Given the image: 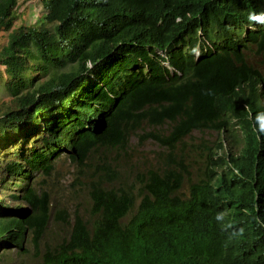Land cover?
<instances>
[{
    "label": "trees",
    "instance_id": "trees-1",
    "mask_svg": "<svg viewBox=\"0 0 264 264\" xmlns=\"http://www.w3.org/2000/svg\"><path fill=\"white\" fill-rule=\"evenodd\" d=\"M20 2L0 0V189L19 185L30 211L2 195L0 257L33 235L34 264H264V24L249 20L264 0H40L18 25ZM209 130L218 142L186 149ZM147 138L162 149L142 152ZM190 154L208 170L190 171ZM63 155L87 206L54 207L35 186ZM52 220L64 239L46 243Z\"/></svg>",
    "mask_w": 264,
    "mask_h": 264
},
{
    "label": "rangeland",
    "instance_id": "rangeland-1",
    "mask_svg": "<svg viewBox=\"0 0 264 264\" xmlns=\"http://www.w3.org/2000/svg\"><path fill=\"white\" fill-rule=\"evenodd\" d=\"M21 7H20V13L21 16L19 20L17 21V24L21 23H30L35 21V18L38 17L40 11H41V4L40 0H21ZM34 12L36 15H34ZM34 15V16H33ZM5 35L6 33L0 34V45L5 41ZM254 57L252 59V62H255L257 64L260 63L262 56L256 53L252 54ZM9 97H7L3 91L0 90V102L4 99L7 100ZM221 138V135L216 131H206L203 133L200 132H194L191 137H187L186 141L190 144L188 146V149L192 148L193 143H199L202 140L206 139L212 143L218 142V140ZM132 142H136V138H131ZM226 141V140H225ZM225 143V142H224ZM141 151L147 154L151 151H159L161 150V146L159 143L153 139L147 138L140 144ZM141 157V155H140ZM218 156H216L214 159H217ZM190 159L193 160L192 156H190ZM3 158H0V162H2ZM55 169L53 172V175L50 178H46L43 175H36L34 178L35 186L37 190L40 191H47L51 195V201L56 207L57 205L61 206H67L69 209L75 208L74 206L82 201V203L87 206L89 205V200L85 192V188L83 187V191L80 194H77V198L73 195L72 186L73 182L76 181V178L73 174L74 166L70 160V158L66 155H63L56 159L55 161ZM201 167L205 168L206 166L204 163L200 165ZM15 179H12V181ZM15 185L12 184L11 187L8 188V190H2L0 189V199H2V195L5 194L7 197V203L11 207H27V205L15 201L11 199L10 194H14L15 192H20L19 185L17 187H14ZM81 184L76 182V188L80 189ZM15 190V191H13ZM30 209V207H29ZM59 232V227L52 222L47 230V233L44 236L45 241H48L50 237L56 236V234ZM25 247L28 249L27 253L18 252L17 249H11L6 250L2 253L0 257V264H34L37 260L35 257V254L37 253V248L34 244L33 236L29 235L26 242Z\"/></svg>",
    "mask_w": 264,
    "mask_h": 264
},
{
    "label": "clouds",
    "instance_id": "clouds-1",
    "mask_svg": "<svg viewBox=\"0 0 264 264\" xmlns=\"http://www.w3.org/2000/svg\"><path fill=\"white\" fill-rule=\"evenodd\" d=\"M249 20H251V23H250L251 26L258 25V24H264V12H259V13H257V12H252V13H250V14H249ZM251 26H250V27H251ZM199 34L202 35V32L199 31ZM197 48H198V49H197V51H196V56H197V58H198L199 55L201 54V48H200V45H198ZM158 53H160V54L163 55V56L165 55L164 52H163L162 50H158ZM261 61H262V59H261ZM261 61H260V63H261ZM165 65H166V66H169L168 62H165ZM169 69H170L171 71H173V67H170ZM257 88H258V90L260 91L261 96L258 97V98H254V99H252V101H255V104H258V105H264V81H263V80H261V81L257 84ZM263 115H264V114H263ZM232 128H233V130L239 132V130L237 129V128H239L238 122L236 123L235 126H232ZM211 131H216V130H211ZM194 132H198V131H194ZM194 132H192V134H193ZM216 132H217V131H216ZM200 133H203V132H200ZM153 140H154V139H153ZM226 142H227V143H226V145H224V146H225L226 149H228V147H229L230 145H228V141H226ZM192 147H193V144H192ZM186 149H188V146L186 147ZM217 152H218V154H216V155L214 156V158H215L216 156H218V158H217V159L211 158V161L209 160L210 163H211V167H212V168H216V170H215L212 174H216V175H217L218 173L222 172V170H223V169H221V168L219 167V165H218L217 162H216V160H219V159H220V153H222V151H217ZM193 153H194V152H193ZM193 153H192V154H193ZM192 154H190V156H192L193 160L190 159V156H189V157L186 156V162H187V165H188L190 171L197 172L199 169H202L203 171H207V170H208V167H207V166H206L205 168H203V167L200 166L202 163L205 162V157H202L198 162H196V161H195V158L193 157ZM233 156H234V157H238L239 155H235V154H233ZM221 158H225V156H223V157L221 156ZM212 163H213L215 166H213ZM243 164H244V160H241V165H243ZM229 165H231V164H229ZM217 172H218V173H217ZM216 175H214V176L216 177ZM186 189H187V187H186L185 184H184V187L182 188V190L185 191ZM13 191H15V190H13ZM20 191H21V190H20ZM18 193H19V192H18ZM11 199H12V198H11ZM12 200H13V199H12ZM15 201H17V200H15ZM19 202H20V201H19ZM6 203H7V202H6ZM21 203H22V202H21ZM7 204H8V203H7ZM23 204H24V203H23ZM202 205H203L208 211H210V212L214 211L215 208L218 206L217 202H215L214 199H208V200L204 201V202L202 203ZM9 206H10V205H9ZM52 206H54L53 203H52ZM57 206H60V205H57ZM10 207H11V206H10ZM18 207H20V206H18ZM11 208H12V209H16V208H14V207H11ZM24 208L27 209V212L25 213V217H26V216L29 214L30 209H29V206L24 207ZM70 213L72 214V216H71V224L68 225V226L66 227V230H67V231L71 229V227H72V225H73V222H74V218H75V214L72 213V212H70ZM52 222H54V221L52 220ZM52 222H50L49 225H50ZM54 223H55V222H54ZM57 227H59V226L57 225ZM219 230H220V229H219ZM46 233H47V231H46ZM46 233H45V234H46ZM144 235H145V234H142L141 237H140L139 239L135 238L134 241H135L136 243L139 242V241L144 237ZM32 236H33V235H32ZM44 236H45V235H44ZM160 238H161V239H160V242H159V244H158V248H161V247L163 246V243L165 242L163 236H161ZM53 239H59L60 241H62V240L64 239V233L61 231L60 228H59V232L56 234V236H54V237H50V239H49L48 241H45V242H46V243H48V242L51 243ZM153 241H154V239H153ZM85 242H87V244H88V248H89V246H90V241H89V239H86ZM154 245H156L155 242H154ZM112 246H113L112 244H109L108 247L105 248L103 251H98V252H99L100 254H102L104 251L109 250ZM127 254H128V260H127V261H124V260H118L115 264H134V263L136 262L135 255H134L133 253H127ZM139 256H140L142 259L145 260L146 264H155V257H156V255H154L152 252L147 253V254H144V255L141 254V255H139ZM131 258H132L135 262H132V263H131V261H130Z\"/></svg>",
    "mask_w": 264,
    "mask_h": 264
}]
</instances>
